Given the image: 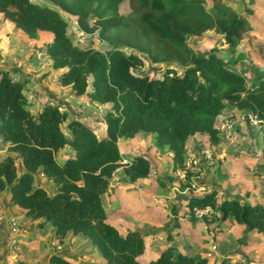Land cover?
<instances>
[{
    "label": "trees",
    "instance_id": "1",
    "mask_svg": "<svg viewBox=\"0 0 264 264\" xmlns=\"http://www.w3.org/2000/svg\"><path fill=\"white\" fill-rule=\"evenodd\" d=\"M40 1L75 16L82 32H96L109 49L74 44L66 18L46 4L0 0V14L31 39L39 32H50L52 39L44 45V55L54 71H61L60 85L68 86L74 99L109 104L110 110L103 118V133L97 132L86 114L73 115L58 103L45 102L33 114L25 94L30 78L13 77L10 70L0 67V138L11 153L0 159V192L9 193L11 204L24 209L26 218L40 220L38 229L51 224L59 244L69 231L89 240L103 264H207L205 257L180 251L170 234L157 258L140 261L145 233L134 229L120 234L107 221L103 196L110 189L109 180L122 167L119 138L154 135L156 144L172 154L170 171L177 173L186 168L188 139L202 134L218 143L216 119L231 107L259 121L264 164V70L249 66L252 75L248 78L218 55L220 49L198 53L187 43V37L214 29L224 35L226 49L234 51L250 29L252 10L236 12L223 0H212L209 9L206 0ZM122 4L126 9L121 10ZM139 54L152 64H164L160 77L133 72L145 65ZM64 125L69 136L62 131ZM66 147L72 156L59 162L56 155ZM129 162L124 165L123 181L137 183L151 176L152 163L145 155H134ZM191 174L186 171L185 177ZM166 176L158 177L162 185ZM38 179L40 184L44 180L54 183V192L36 187ZM185 186L182 182L179 191ZM217 195L212 189L186 195L181 202L186 203L189 217H194L195 209L210 207L222 220L232 215L247 232L264 236L263 204L234 198L219 204ZM49 264L79 263L53 255Z\"/></svg>",
    "mask_w": 264,
    "mask_h": 264
},
{
    "label": "crops",
    "instance_id": "2",
    "mask_svg": "<svg viewBox=\"0 0 264 264\" xmlns=\"http://www.w3.org/2000/svg\"><path fill=\"white\" fill-rule=\"evenodd\" d=\"M14 28V25L10 21L3 20L2 15L0 14V67L10 70L11 74L20 73L19 69V71L14 70L15 62L12 56V49H17L20 53L19 56L21 55L18 60L20 62L18 68L21 69V66H23V63L25 62L26 55L24 44H27V40L31 43L32 41L36 42L38 39H43L44 37H47L49 41L52 39V36L46 34L47 32L44 31L39 32L36 38L31 39L21 30H18L26 37L24 39L20 38L22 40L21 46L16 42H19V40L16 36L18 35L16 34V28ZM42 50L41 51L44 53V47ZM25 68L26 67H24V69ZM50 69L53 70L52 66ZM20 74H22L21 77H26L23 76L25 75L24 72H21ZM26 89H29L27 84ZM59 91L62 90L60 89L58 92ZM64 91L66 90H63V92ZM53 93L54 92H50L49 96H55L59 99L60 96H56L57 94ZM30 97L34 99L32 101L36 102L31 108L29 107L30 111L35 114L42 108L45 101L41 100L42 95L38 90H32ZM39 98L41 99L38 101ZM28 100L32 102L30 99ZM63 102L65 103V106H68L66 101ZM228 111L229 110H226L222 115H225ZM222 115L218 116L217 120L221 119L223 117ZM193 137H196V135H193L190 138ZM150 138L156 143L154 135L144 134L139 138H130L132 139L131 141L126 137H121L118 139L117 145L122 156V161H126L124 165L129 164L130 158L134 155H145L149 158L152 163L151 176L142 182L129 183L122 180L124 177L123 175L120 178H117L114 174L109 180L110 189L103 196V201L107 200L109 202H107L108 205L106 206V209L103 206L106 212L107 221L114 225L119 230L120 234L124 235L127 230L134 229H140L145 233V249L138 259L140 261H149L157 258L159 252L166 246L167 234H170L172 239L175 235V242L172 241V244L180 251L195 258L205 257L208 259L207 264H235L238 261V256H241L243 251L244 253H247L249 258L255 260L251 264H257L256 260H258L259 264H264V258L261 257L264 255V236L259 235L254 230L247 232L244 227L239 226L234 221L232 215H230L228 219L222 220L219 214V217L216 218V222L210 225L205 222L209 220H203L204 215L202 217L195 216L194 218H196L199 223L194 225L187 234L183 233V235L185 234V239H179L178 244H175L179 238L178 235H180V223L188 216V212L185 209L186 203L183 201L181 202L182 199L184 200L186 198V195L182 191H179V188L175 185L176 183L169 178L166 180L169 187L168 189L164 186L161 187L158 185L156 181L158 177L162 178V176H159V174L153 170V166L155 167L158 165V167H160L161 161L157 160V164L156 161H152L153 154L137 152V150H143V144ZM259 143V147L261 148V138ZM121 145H123L124 149H129L132 155L123 156L120 149ZM7 146L8 144H3L0 138V159L4 155H11L7 150ZM201 146L202 144L199 145V148H201ZM66 149L67 148L61 149L57 153L61 155L60 157H62V161L67 157L72 156L71 151ZM257 151L256 153L259 155L260 149ZM197 152H200V149H198ZM151 153H154V151ZM233 153L236 152L234 151ZM188 154L189 150L187 148L186 160ZM209 154L211 153L206 148L202 151V154L196 157V159L199 158L203 160L207 169L211 168L212 171H214L216 167L213 162L208 160L209 158L207 157ZM169 155L171 157L170 160L172 161V154L170 153ZM217 157L220 159L225 158L223 164L220 166V171L223 175H226V180L216 182V172H214L213 174L215 176L212 178L209 177L208 182L206 183L210 184V190L216 189L218 191V203L221 204L224 199L234 198L236 196L242 198L240 200L241 203H260L264 205V188L259 186L258 182L255 181L256 178L261 179L262 177L264 182V164L261 163V158L258 162L259 168H257V170L254 169L256 174L254 175L253 173H250V171L244 169L245 158L244 155H242V152L240 155L233 154L228 156L226 155V152L222 150ZM56 159L58 160L57 156ZM157 159L159 158L157 157ZM58 161L62 162L61 160ZM17 164L19 168H22L20 162ZM238 167H240V169H238ZM167 169L168 167H165L162 169V172L165 170L167 172ZM186 171L191 172L185 168L184 171H178L177 173L182 177L183 175L185 176ZM249 175L251 176V179L248 178ZM43 182L44 184L46 183L45 180ZM125 184L137 188L138 193L142 195L141 198L144 199H142L143 203L141 205H137V203L126 195L121 196L120 189ZM199 185V188L196 189L197 191H200V188H206V184L201 180L199 181ZM49 187L51 188V185H49ZM52 189L55 190V187ZM163 190L167 191V193H164ZM175 197L177 199L176 201H173V198ZM174 207L178 209V214L174 213ZM207 208L212 212L210 207ZM24 212V209L11 204L9 193L0 192V264L4 253L3 244L6 242V239L8 240L5 256L7 264H16L17 262H24L26 264H49L48 260L45 261V258L50 250L61 252L65 259L71 262H78L79 264H90L88 260L91 256H93L94 261H97L95 264L104 263V259L91 245L89 240H84L79 235H73L72 232L69 231L65 235L63 243L59 244L55 237V229L51 224H46L42 229H38L37 224L40 220L28 219L24 216ZM208 213L205 215H208ZM12 221L17 224V232L15 234L11 233ZM132 222L137 224L135 228L130 227ZM216 224L217 228L215 229H219V231H217L214 236L216 244H213L211 233L208 229L215 227L214 225ZM152 230L157 232L153 234ZM241 234H244L246 239L252 237V240L250 239L251 241L240 242V240H242L240 236ZM184 245L186 247H184ZM212 245L215 246L214 250H212ZM234 252H236V257L238 258L233 257ZM259 258H261L260 261Z\"/></svg>",
    "mask_w": 264,
    "mask_h": 264
},
{
    "label": "rangeland",
    "instance_id": "3",
    "mask_svg": "<svg viewBox=\"0 0 264 264\" xmlns=\"http://www.w3.org/2000/svg\"><path fill=\"white\" fill-rule=\"evenodd\" d=\"M32 1L39 4H46L52 8L59 10V12L68 21L69 37L74 44L78 45L81 48H94L101 51H106L109 49L108 44L105 41L101 40L96 32L93 33L82 32L76 23L75 16H72L60 10L58 7H56L53 4L43 3L40 0H32ZM223 2L231 6L233 10H235L236 12H240L244 8H249L253 12V15L249 18L250 29L248 30L247 35L235 47L234 51H230L226 49V42L224 35L218 33L214 29L208 30L200 36L187 37V43L194 51L198 53H207L212 48L215 47L220 49L218 55L223 56V58L228 62L229 66L233 68L235 67L240 73L245 74L249 78L252 75L251 71H247L249 66L250 68L256 66L257 68L264 70V0H223ZM125 6H126L125 4H122L121 10H123ZM205 6L207 9L211 8L212 0H206ZM15 30L17 32L16 34H18L16 36L19 40V42L18 41L16 42L22 46V40L20 38L24 39L26 37L22 35L21 32L18 31V29ZM46 34L52 36L50 32H47ZM48 41L49 39L47 37H44L43 39H38V41L36 42L32 41L31 43H29L27 40L26 42L27 44H24V50L26 55L25 62L23 63V66H21V69L18 68V65L20 64L18 60L20 59L21 56V55L19 56L20 54L19 51H17V49H12L13 52L11 51L15 62L14 70L17 71L19 69L20 73L24 72L25 75L23 76L26 77L28 76L30 78V81L27 83L29 89L25 90L26 96L28 97V99L32 101L34 100L32 99V97H30L32 90H38L42 95V99L39 98L38 101L41 99L44 100L45 102L58 103L62 106L63 109L66 108L69 111V113H72L73 115L86 114V117L89 120V122L97 127V132L103 133L104 132L103 128L105 127L103 118L106 112L110 110V105L109 104L98 105V104L90 103L87 98L74 99L73 97L70 96L69 93L70 88L68 86L66 87L63 86L62 88L58 79L59 75L61 74V71H53L52 69H50L51 62L42 52L44 45ZM123 49L129 51V49L127 48H123ZM139 55L145 61V65L142 68L133 70V72L147 73L149 75L160 77L161 73L159 71L164 67V64H152L144 54H139ZM24 67L26 68L24 69ZM20 73L18 72L12 75L13 77L20 78L22 75ZM60 89L62 91L58 92V90ZM63 90L66 91L63 92ZM50 92H54L53 94H57L56 96H60L59 97L60 100L57 99L55 96H49ZM63 101H66L67 102L66 104H68V106H65L64 105L65 103ZM30 103H31L30 104V108H31V106H33L34 103L36 102L32 101ZM228 110L229 111L225 115H222L223 117L221 119L218 120L216 119L217 120L216 127L219 129L220 137H221L218 143L216 144L211 143L210 140L208 139V136L202 134H196V137L190 138L187 143L189 154L192 156L193 155L198 156L202 154V151L205 150L206 148L209 150L211 154H209L207 158H209L208 160H210L215 164L216 169L214 171H212L211 168L207 169V167L204 165V161L200 160L199 172L191 171L192 174L189 176V178L180 177L178 173H173L170 171L171 168L170 165L172 161L170 160L171 157L169 155L170 153L168 149L166 147H161L156 143H154L152 138L148 139L146 143L143 144L142 147L143 150H137V152L153 154L152 161H156V163L157 160H160L161 166L160 167H158V165H156L155 167L153 166V170H155V172L159 174V176H162V178H164L167 174V178L171 179V181H174L176 183L175 185L177 186V188L181 185L182 182L186 184L184 190L182 191L185 195H191V194L202 195L210 192V188H211L210 184L206 182H208L209 177L212 178L213 176H215L213 174L214 172H216V176H215L216 182L226 180L225 178L226 175H223L220 171V166L221 164H223L225 158L220 159L217 157L222 150H224L226 152V155L228 156L233 154L240 155L242 152V155H244L245 158L244 169L256 175L254 171L257 170V168H259L258 162L261 158L260 154L258 155L256 153V151L260 149L259 141H260L261 125L259 121L251 114L250 115L248 114V116L246 117V115L243 112L237 110L234 107H231ZM225 122L228 123L229 127L227 126L226 129H223L221 125ZM62 131L65 133V135L69 136V133L65 129V125L62 126ZM143 135H144L143 133H139L135 138H139L140 136ZM128 139L129 141L132 140L130 138ZM200 144H202L201 148H199ZM120 149L123 156L132 155L129 149H124L123 145H121ZM198 149H200V152H197ZM66 150H70V149L67 148ZM152 151H154V153H151ZM234 151L236 153H233ZM190 155H188L189 157L187 156V160L188 158H190ZM56 156L58 160L62 161V157H60L61 156L60 154H57ZM157 157L159 159H157ZM121 162H122L121 165L122 167H120L115 173V177L117 178H120L124 174L123 169L126 161H121ZM165 167H168L167 172L166 170L162 172V169H164ZM238 169H240V167H238ZM250 177L251 176L249 175L248 178L251 179ZM200 180L204 182V184H206V188L204 190L201 189L200 191H197L196 189L199 188L200 186L199 185ZM255 181L258 182L259 186L264 188V182L262 177L261 179L256 178ZM156 182L161 187L164 186L167 189L169 188L167 185V181H164L165 185L164 184L162 185V183L158 179ZM41 184L42 186H44L45 189L50 188L49 187L50 182L46 181L45 184L44 182ZM120 192H121V196L126 195L128 198L132 199L135 203H137V205H141L143 203L142 201L143 198H141L142 195L138 193L136 187L133 188L125 184L121 187ZM163 192L167 193V191L165 190H163ZM176 199H177L176 197L173 198V201H176ZM107 202H108L107 200L103 201V206L105 207V209L109 203ZM185 209L188 211L186 205H185ZM211 210L212 212L208 213V215L203 216L204 221L206 219L209 220V221H205L208 225L216 222L217 220L216 218L219 217L218 211H216L213 208H211ZM195 216L196 215L194 214V217ZM194 217L187 216V218H185L180 223V235H178L179 238L177 239V243L175 244H178L179 239L182 238L185 239V234H187L194 225L199 223V221ZM136 225L137 224L135 222H132L130 227L135 228ZM214 226L215 227L213 228H209L208 231L211 233V237L213 241L212 243L216 244V239L214 236L216 232L219 231V229H215L217 228V224ZM183 233L185 234L183 235ZM240 236L242 238L241 242L252 240V237L246 239V236L244 234H241ZM174 237L172 241L175 242ZM184 247L186 246L184 245ZM233 257L235 258L239 257L238 261L235 264H251L255 261L253 258H249L247 253H244V251L243 254L238 257H236V252H234ZM261 257L264 258V255H262ZM91 258H93V256L89 257L88 262L90 264H95V262L97 261H94V258L93 259ZM260 259L261 258H259V261ZM256 261L257 264H259L258 260Z\"/></svg>",
    "mask_w": 264,
    "mask_h": 264
},
{
    "label": "built area",
    "instance_id": "4",
    "mask_svg": "<svg viewBox=\"0 0 264 264\" xmlns=\"http://www.w3.org/2000/svg\"><path fill=\"white\" fill-rule=\"evenodd\" d=\"M254 123H255V120H254ZM229 127L228 123L225 122L221 125V127L223 129H226V127ZM228 136V134H227ZM190 155V154H188ZM189 157V156H188ZM196 155H190V158H188V160H186V168L190 171H197L199 172L200 171V168H199V162L201 159H196ZM182 178H185V176L183 175ZM200 189H203L204 188H200ZM208 212H210V209L209 208H206V209H195V215L198 216V217H202L203 215L207 214ZM17 232V224L16 222L12 221L11 223V233L15 234ZM215 249V246L212 245V250Z\"/></svg>",
    "mask_w": 264,
    "mask_h": 264
},
{
    "label": "water",
    "instance_id": "5",
    "mask_svg": "<svg viewBox=\"0 0 264 264\" xmlns=\"http://www.w3.org/2000/svg\"><path fill=\"white\" fill-rule=\"evenodd\" d=\"M20 173H21V168H19L18 175H20ZM38 175H41V171L38 172ZM50 185H51V188L46 189V190H47L50 194H52V193L54 192V189H52V188L55 187V184H54V183H51ZM39 186H41V184H40V181H39V179H38V180H37L36 187H39ZM181 197H185V196H181ZM234 199L240 201L242 198H239V197H236V196H235ZM7 243H8V240L6 239V242H4V244H3V247H4V253H3V258L1 259V264H7V263H6V260H5V256H6V252H7ZM53 255H62V256H63V253H61V252H55V251H53V250H50L49 254H48V255L46 256V258H45V261L48 260V262H49L50 257L53 256Z\"/></svg>",
    "mask_w": 264,
    "mask_h": 264
}]
</instances>
